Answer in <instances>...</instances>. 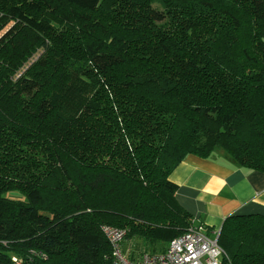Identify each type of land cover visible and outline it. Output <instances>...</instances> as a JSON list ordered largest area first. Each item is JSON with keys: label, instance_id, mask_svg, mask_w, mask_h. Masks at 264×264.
<instances>
[{"label": "trees", "instance_id": "1", "mask_svg": "<svg viewBox=\"0 0 264 264\" xmlns=\"http://www.w3.org/2000/svg\"><path fill=\"white\" fill-rule=\"evenodd\" d=\"M215 147L264 172V0H0V264H110L104 225L164 251ZM217 241L264 264V214Z\"/></svg>", "mask_w": 264, "mask_h": 264}, {"label": "crops", "instance_id": "2", "mask_svg": "<svg viewBox=\"0 0 264 264\" xmlns=\"http://www.w3.org/2000/svg\"><path fill=\"white\" fill-rule=\"evenodd\" d=\"M227 160L189 154L169 175L177 202L209 236L227 216L264 214V172Z\"/></svg>", "mask_w": 264, "mask_h": 264}, {"label": "built area", "instance_id": "3", "mask_svg": "<svg viewBox=\"0 0 264 264\" xmlns=\"http://www.w3.org/2000/svg\"><path fill=\"white\" fill-rule=\"evenodd\" d=\"M111 246L110 264H220L224 255L222 248L213 236L205 233L203 225L192 222L184 233L172 238L162 252H146L130 258L123 249L125 231L112 226L101 227ZM16 264H23L15 259Z\"/></svg>", "mask_w": 264, "mask_h": 264}, {"label": "rangeland", "instance_id": "4", "mask_svg": "<svg viewBox=\"0 0 264 264\" xmlns=\"http://www.w3.org/2000/svg\"><path fill=\"white\" fill-rule=\"evenodd\" d=\"M211 157H213L214 159H217L219 161H222V162H223V160H227L225 158H228V160L231 162V160L225 154V151L222 147H215L214 151L211 154ZM127 249H131V251L134 250V246L131 242L129 244H127ZM144 250L150 251V246L147 243H144L142 240H139L138 251H144Z\"/></svg>", "mask_w": 264, "mask_h": 264}, {"label": "water", "instance_id": "5", "mask_svg": "<svg viewBox=\"0 0 264 264\" xmlns=\"http://www.w3.org/2000/svg\"><path fill=\"white\" fill-rule=\"evenodd\" d=\"M219 234H220V230L218 231L217 235H216V240H218L219 238Z\"/></svg>", "mask_w": 264, "mask_h": 264}]
</instances>
